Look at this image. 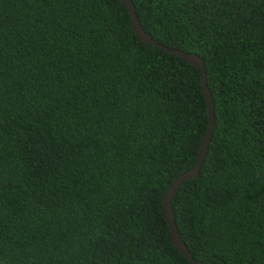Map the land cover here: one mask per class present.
I'll return each mask as SVG.
<instances>
[{"label": "trees", "instance_id": "1", "mask_svg": "<svg viewBox=\"0 0 264 264\" xmlns=\"http://www.w3.org/2000/svg\"><path fill=\"white\" fill-rule=\"evenodd\" d=\"M130 1L214 100L171 203L182 241L264 264V0ZM209 119L203 72L120 0H0V264H192L162 200Z\"/></svg>", "mask_w": 264, "mask_h": 264}, {"label": "water", "instance_id": "2", "mask_svg": "<svg viewBox=\"0 0 264 264\" xmlns=\"http://www.w3.org/2000/svg\"><path fill=\"white\" fill-rule=\"evenodd\" d=\"M126 10L129 13L130 21L133 27V30L137 34V36L144 41L147 44H151L153 46H159L168 52H171L173 54L178 55L179 57H182L186 59L189 63L197 66L202 72H203V89L207 98L208 106H209V113H210V119H209V127L207 130V133L205 135V139L203 142V145L200 149L198 160L196 165L184 173L180 174L174 183L168 188L166 191L163 200H162V210L164 218L168 224L170 237L172 240V243L177 248V250L187 259L191 261L192 264H201L200 261H196L194 258H192L190 252L188 251L187 246L182 241L175 224V220L172 213V207L171 203L174 198V196L177 193L178 188L182 184V182L197 177L201 173V168L204 163V160L206 158L208 148L212 139L214 127H215V112H214V100L210 91V88L208 86L207 82V73L205 68V62L204 59L195 53H189L185 52L178 48L169 47L167 45H164L160 43L158 40H154L153 37L145 32L140 22H138L137 15L134 9V6L130 0H120Z\"/></svg>", "mask_w": 264, "mask_h": 264}]
</instances>
